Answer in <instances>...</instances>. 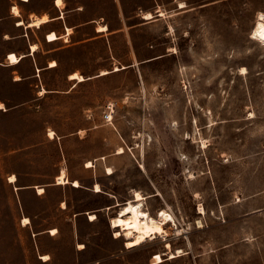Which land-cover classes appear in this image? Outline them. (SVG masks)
<instances>
[{"label": "rangeland", "instance_id": "1", "mask_svg": "<svg viewBox=\"0 0 264 264\" xmlns=\"http://www.w3.org/2000/svg\"><path fill=\"white\" fill-rule=\"evenodd\" d=\"M54 1L26 29L0 0V264H264V0ZM135 191L176 226L128 250L111 221Z\"/></svg>", "mask_w": 264, "mask_h": 264}, {"label": "bare ground", "instance_id": "2", "mask_svg": "<svg viewBox=\"0 0 264 264\" xmlns=\"http://www.w3.org/2000/svg\"><path fill=\"white\" fill-rule=\"evenodd\" d=\"M23 1H29V0H23ZM57 5L62 7V5H63L62 1L59 4L57 3ZM13 12L15 13V16L19 17L20 12H19V9L17 7H13ZM63 17H64V15L62 16V18ZM45 18H47V17H44L41 20H36V21H34L32 23L30 22L31 24L28 25V26L26 25V26L27 27H34V26L35 27H39V26H41V23L47 22L48 19H45ZM259 21L264 24V15H261ZM24 24H25L24 21H18L17 26H22ZM106 30H107V28L105 26H103V27H100L99 31L100 32H104ZM66 31H67V35L71 34L70 28L67 27ZM59 39H61V37H59L55 32H52V33L47 35V41L50 42V43L56 42ZM31 47H32L31 50H32L33 53H35L37 51V49H38L36 45H33ZM23 58H25L24 55L18 56L15 53H10L8 55V59L7 60L9 62L10 66H14V65H18L23 60ZM55 66H56V63L53 62L51 64V68H53ZM119 70H120L119 68H115L114 72L119 71ZM107 74H109V72L105 71V72H102L100 76H105ZM75 77H79V78H75ZM70 80L74 81L75 84L86 81V79L82 75H79L77 73L71 75ZM43 92H45V91H43ZM50 133L52 135H50ZM48 134H49V138L52 139V140L56 139V137H57V134L54 131H49ZM122 154H125V149L124 148H120L118 150V152H117V155H122ZM103 159L104 158H102V160ZM93 167H94V162H90L89 161L86 164V168H93ZM109 170H111V174H109ZM107 173H108V175H113L114 172H113V170L111 168H107ZM9 182L12 183V184H16L17 183L16 176L13 175L12 177H10L9 178ZM57 183H58V185H66V184L70 183V181L66 178V170H63L61 172V174L58 176ZM72 185L74 187H81V184L78 181H73ZM97 187H99L101 189V187L97 184V185H95V192H97L96 191ZM101 191H99V192H101ZM43 192H44V190L42 188H38V193H43ZM99 192H97V193H99ZM137 193H139V192H137V191L134 192L133 200L130 201L129 203H127L124 207H122V209L119 212V215L111 221L112 229H114V231L116 233L115 234V238L116 239L124 238L126 240L125 247L128 250L141 247L143 244L147 243V241L149 239L154 240L158 236L168 237L169 233H168V231L166 230L165 227L169 223H173L174 226H176V222H175L174 218L170 214H167L165 211L164 212L167 215H170L172 217V221L165 223L164 222V220H165L164 217H159V215L157 216V218L152 217L144 209V203H143L144 197H143V195L141 193H139V195L141 196V199L138 200L136 198ZM129 209H134V210L133 211H129ZM121 213H125V215H121ZM142 213L146 214V216L142 215ZM200 213H202L201 209H200ZM203 213H204V211H203ZM90 216H95V215L93 214V215H90ZM95 220H91V221H95ZM119 220L124 221V226H122V227H113V223L112 222L113 221H119ZM153 221H155V223H153ZM129 222H131V226H129ZM22 224L25 227V226L30 225L31 221L28 218H24ZM158 226L162 227L163 233H153L151 235H148L149 229H154V228H156ZM137 229H139V231H137ZM177 231H179L178 228H177ZM49 233L52 236H56L58 234V230L57 229H52V230H50ZM117 233H119V236H117ZM128 233L132 234L131 237H129ZM141 236H144L145 239L143 241H141L140 244H136L135 242L137 240H139ZM130 244L133 245V246L129 247ZM78 247H79L80 250L85 249V246L83 244H79ZM169 247H170V245L168 244L167 248H169ZM180 252L181 251H179L178 254H180ZM45 257H47V259H45ZM40 259L43 262H48L50 260V257L48 255H44V256H40Z\"/></svg>", "mask_w": 264, "mask_h": 264}, {"label": "crops", "instance_id": "3", "mask_svg": "<svg viewBox=\"0 0 264 264\" xmlns=\"http://www.w3.org/2000/svg\"><path fill=\"white\" fill-rule=\"evenodd\" d=\"M22 3H19L20 4V8L22 7L21 5H23L24 7H26V6H28L29 5V14H28V19L26 20V21H24V25H22V26H18V27H24V28H26V29H31V28H34V27H27L28 25H30L32 22H34V21H36V20H41V19H43L44 17H47V22H45V23H41V26H43V25H46V24H48V23H50V22H52V21H56V20H62V19H64V17L62 18V16L64 15L63 13L61 14V15H59V16H57V17H53V16H51V15H49V14H46V13H42V14H37V12H35V10H33L30 6H31V2H32V0H29V1H23V0H20ZM62 1V7L64 6V1L63 0H61ZM54 4H55V6L57 7V8H62V7H60V6H58L57 5V0H55L54 1ZM13 7H17V6H13ZM13 7H12V13L14 14V16H15V13L13 12ZM18 8V7H17ZM19 9V8H18ZM20 12V11H19ZM62 12V11H61ZM19 16H21V15H19ZM15 17H18V16H15ZM19 21H23V20H19ZM31 22V23H30ZM27 25V26H26ZM41 26H39V27H36V28H41ZM69 28V27H68ZM66 29H67V27H66ZM71 29V28H70ZM67 32V31H66ZM52 33V32H51ZM56 33V32H55ZM50 34V33H49ZM57 34V33H56ZM58 35V34H57ZM67 35L65 34L63 37H66ZM63 37H61V38H63ZM60 40V39H59ZM58 40V41H59ZM46 41H47V37H46ZM48 42V41H47ZM57 42V41H56ZM48 43H50V42H48ZM54 43V42H53ZM33 45H36V44H33L32 42H30V44H29V49H30V52H29V55H33L34 53L32 52V50H31V46H33ZM37 46V45H36ZM38 48V47H37ZM32 53V54H31ZM10 54V53H9ZM8 54V55H9ZM17 55V54H16ZM22 55H24V57L26 58L27 57V55H25V54H22ZM21 56V55H20ZM25 58H23V60L25 59ZM22 60V61H23ZM22 61L18 64V65H20L21 63H22ZM10 66V65H9ZM14 66H17V65H14ZM63 171V170H62ZM66 178H67V175H66ZM68 179V178H67ZM69 181H70V183H68V184H66V185H72V182L73 181H78V180H75V179H73V180H70V179H68ZM80 184H81V182L80 181H78ZM56 185H58V183L56 184ZM66 185H59V186H66ZM73 186V185H72ZM74 187V186H73ZM35 189H36V187H34ZM76 190H79L81 187H74ZM37 190H38V188H37ZM44 190V189H43ZM44 192H45V190H44ZM43 192V193H44ZM43 193H39V195H42ZM95 193H97V192H95ZM98 194V193H97ZM64 205L63 206H65V204L67 205V207H63L65 210H67L68 209V207H69V203H68V200L67 199H64ZM114 206V205H113ZM108 209H110V208H108ZM79 215L80 214H77L76 215V218L77 217H79ZM91 222H94V221H91Z\"/></svg>", "mask_w": 264, "mask_h": 264}, {"label": "snow or ice", "instance_id": "4", "mask_svg": "<svg viewBox=\"0 0 264 264\" xmlns=\"http://www.w3.org/2000/svg\"><path fill=\"white\" fill-rule=\"evenodd\" d=\"M61 2V0H57V3L59 4ZM180 7L181 8H183V7H185V5L184 4H180ZM161 15H164V13H161ZM45 19H47V18H45ZM145 19H147V20H151L152 19V17H151V15H147L146 17H145ZM103 30V29H102ZM173 51H175V49H173ZM242 72L243 71H246V70H244V69H242L241 70ZM75 78H79V77H75ZM4 106L3 105H0V108H3ZM50 135H52L51 133H50ZM206 146V145H205ZM109 174H111V170H109ZM96 191L97 192H99V191H101V189L99 188V187H97V189H96ZM136 198L139 200V199H141V196L139 195V193H137V196H136ZM134 209H129V211H133ZM203 211H204V209L203 208H201V212L203 213ZM121 215H125V213H121ZM142 215H145L146 216V214H143L142 213ZM158 215H159V217H164L165 218V220H164V222L165 223H167V222H170V221H172V217L170 216V215H167L164 211H160L159 213H158ZM90 219L91 220H95L96 219V217L95 216H91L90 217ZM113 223V227H122V226H124V221H122V220H119V221H113L112 222ZM153 223H155V221H153ZM129 226H131V222H129ZM137 231H139V229H137ZM153 233H163V229H162V227H156V228H154V229H149V232H148V235H151V234H153ZM54 234V233H53ZM128 235H129V237H131V233H128ZM117 236H119V233H117ZM145 239V237L144 236H141L140 237V239L139 240H137L135 243L136 244H140L141 243V241H143ZM133 245H129V247H132ZM83 247V246H82ZM45 259H47V257H45Z\"/></svg>", "mask_w": 264, "mask_h": 264}, {"label": "built area", "instance_id": "5", "mask_svg": "<svg viewBox=\"0 0 264 264\" xmlns=\"http://www.w3.org/2000/svg\"><path fill=\"white\" fill-rule=\"evenodd\" d=\"M113 115H114V105L110 104L107 106L103 119L106 123L112 124L113 121Z\"/></svg>", "mask_w": 264, "mask_h": 264}]
</instances>
